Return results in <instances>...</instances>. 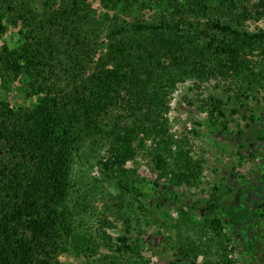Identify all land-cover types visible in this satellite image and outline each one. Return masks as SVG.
<instances>
[{
  "label": "trees",
  "instance_id": "1",
  "mask_svg": "<svg viewBox=\"0 0 264 264\" xmlns=\"http://www.w3.org/2000/svg\"><path fill=\"white\" fill-rule=\"evenodd\" d=\"M40 2L38 9L34 0H0V40L9 27H20L22 39L15 48L0 47V89L18 80L26 98H35L18 107L0 99V264H63L65 253H97L99 232L85 230L82 220L89 198L103 196L104 187L95 183L80 198L71 182L76 159L94 161L109 183L124 175L147 140L160 141L151 150L162 163L158 170L169 158L180 168L172 185L197 180L199 165L188 152L172 154L166 146L178 85L234 81L227 90L238 101L264 91V31L247 30L248 22H264V0H99L113 16L98 19L91 0ZM149 3L157 7L149 20L132 16ZM207 101L208 127L223 136L228 127L214 114L224 117L225 105ZM154 191L157 204L181 200ZM212 208L218 209L206 206ZM222 222H205L214 234L206 245L176 247V262L208 257L209 243L214 256L225 252ZM116 240L117 253L131 250L127 237Z\"/></svg>",
  "mask_w": 264,
  "mask_h": 264
},
{
  "label": "rangeland",
  "instance_id": "2",
  "mask_svg": "<svg viewBox=\"0 0 264 264\" xmlns=\"http://www.w3.org/2000/svg\"><path fill=\"white\" fill-rule=\"evenodd\" d=\"M34 4L40 9V0H34ZM150 6L140 7L139 13L132 16L149 20L157 10L154 4ZM91 7L95 19L107 12L99 0H91ZM107 13L113 16V12ZM19 29L9 27L0 40V47L3 44L17 47L22 40ZM247 30L251 33L264 31V22H248ZM230 84L238 83L186 82L178 85L170 97L166 118L171 138L165 140L166 146L172 154L187 151L191 161L199 165L198 170L194 168L197 180L191 185H172V175H178L180 168L171 158L166 159L163 172L158 170L157 165L162 163L157 162L151 150L158 148L160 141L147 140L135 159L126 165L124 175H116L109 183L94 161L75 160L71 182L74 191L79 190L80 198L83 191L91 190L95 183L104 187L103 196L96 193L94 199L89 198L82 220L85 230L99 232V237L94 236L98 250L95 255L62 254L59 256L61 263L180 264L174 255L176 247L188 241L206 245L214 234L205 228V222L221 218L222 235L226 237L222 240L225 252L214 256L216 249L208 250L209 243L203 248L208 257L199 255L181 264H228L229 261L232 264H264V91H259L256 99L238 101L227 90ZM25 92V86L14 80L8 89H0V99L13 107L28 106L35 98H26ZM209 98L219 99L225 105L224 117L214 114L218 122L228 127L223 136L208 127L209 112L203 107ZM232 110L237 113L232 114ZM117 182L135 189L143 197L125 194L116 186ZM155 189L171 197L179 195L181 200L177 204H157L160 200L153 196ZM77 197L74 196L73 202ZM211 203L218 209L206 210ZM104 219L110 226L105 225ZM119 236L127 237L131 245V250L125 254L116 252Z\"/></svg>",
  "mask_w": 264,
  "mask_h": 264
}]
</instances>
